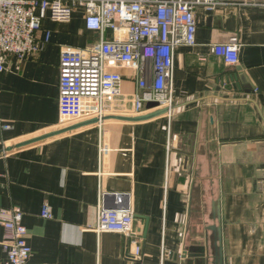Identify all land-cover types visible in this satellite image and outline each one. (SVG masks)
I'll use <instances>...</instances> for the list:
<instances>
[{
  "label": "crops",
  "instance_id": "crops-1",
  "mask_svg": "<svg viewBox=\"0 0 264 264\" xmlns=\"http://www.w3.org/2000/svg\"><path fill=\"white\" fill-rule=\"evenodd\" d=\"M218 1L230 5L196 9V46L175 51L168 112L136 114V72L118 69L122 94L102 122L61 121L60 47L99 41L81 11L45 20L39 38L51 43L38 56L9 60L0 212H22L31 264H264V0ZM232 37L240 62L227 66L210 48ZM101 201L133 213L132 235L98 233ZM4 240L0 223V264Z\"/></svg>",
  "mask_w": 264,
  "mask_h": 264
},
{
  "label": "built area",
  "instance_id": "built-area-1",
  "mask_svg": "<svg viewBox=\"0 0 264 264\" xmlns=\"http://www.w3.org/2000/svg\"><path fill=\"white\" fill-rule=\"evenodd\" d=\"M228 5L218 0H0V76L8 69L11 58L24 62L51 43L50 32L39 38L45 20L70 23L81 11L86 29L98 34L99 41L85 49L60 47L61 121L97 118L102 122L106 100L122 94L126 76L118 69L136 72V114L143 112L148 103L170 111L175 104L174 54L177 48L196 46V9L201 7L211 13ZM210 49L227 66L240 62L237 37ZM11 128L0 113V130ZM42 217L52 218L50 208H44ZM0 223L5 231V264H31L32 249L26 241L28 231L22 212L1 210ZM97 231L132 235L133 213L108 209L101 201ZM141 254L137 247L135 256Z\"/></svg>",
  "mask_w": 264,
  "mask_h": 264
},
{
  "label": "water",
  "instance_id": "water-1",
  "mask_svg": "<svg viewBox=\"0 0 264 264\" xmlns=\"http://www.w3.org/2000/svg\"><path fill=\"white\" fill-rule=\"evenodd\" d=\"M146 107H147L148 109H154V108H158L159 105H158L157 103H148V104L146 105ZM165 112H168V110H165ZM163 114H166V113L163 112ZM152 117H153V116H151V117H141V118H137V119L132 120V121H133V122H142V121H146V120H148V119H150V118H152Z\"/></svg>",
  "mask_w": 264,
  "mask_h": 264
}]
</instances>
